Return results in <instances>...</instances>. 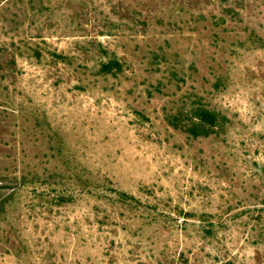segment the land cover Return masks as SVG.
Here are the masks:
<instances>
[{"label": "rangeland", "instance_id": "1", "mask_svg": "<svg viewBox=\"0 0 264 264\" xmlns=\"http://www.w3.org/2000/svg\"><path fill=\"white\" fill-rule=\"evenodd\" d=\"M0 181V264H264V0H0Z\"/></svg>", "mask_w": 264, "mask_h": 264}, {"label": "trees", "instance_id": "2", "mask_svg": "<svg viewBox=\"0 0 264 264\" xmlns=\"http://www.w3.org/2000/svg\"><path fill=\"white\" fill-rule=\"evenodd\" d=\"M120 71L121 65L117 60H110L107 63L102 64L100 67V72L102 74H115L116 72ZM192 118L195 122H192L191 129L188 131L195 137L199 135H208L209 132L214 131L215 127L219 126L220 124L223 125L224 121L226 120V118L221 116V114L218 112L208 110L203 107L193 109ZM6 187L7 185L3 184V181H0V191L7 189ZM10 196H12V193L3 198L0 197V213L4 211L5 204L9 201V198H11ZM120 196L123 197L124 200L134 199L132 196H129L123 192L120 193Z\"/></svg>", "mask_w": 264, "mask_h": 264}]
</instances>
